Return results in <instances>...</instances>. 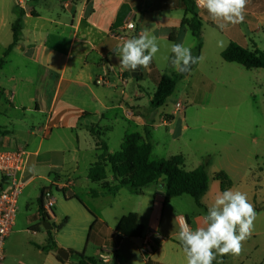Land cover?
Returning <instances> with one entry per match:
<instances>
[{"label":"crops","instance_id":"crops-1","mask_svg":"<svg viewBox=\"0 0 264 264\" xmlns=\"http://www.w3.org/2000/svg\"><path fill=\"white\" fill-rule=\"evenodd\" d=\"M193 1L204 24V46L200 54L204 59L194 64L187 76L194 71L202 73L207 45L216 46L220 57L231 43L260 50L258 45L264 38V0H248L244 22L228 24L223 29L219 27L222 21L213 20L206 10L197 6L196 0ZM26 8L19 43L8 56L0 75L16 60L31 65L36 79L27 82L24 79L29 78V74L13 76L19 83H33L31 91L29 87L11 91L0 83V114L6 119L0 122V150L28 151L23 193L38 183L39 192L34 199L38 208L33 216L36 223L27 231L30 241L11 240L12 230L2 264H79L72 254L69 260L59 261L57 251L61 249L70 253L85 252L88 258L104 264H187L178 239L180 221L185 218L194 230L202 224L205 210L183 211L179 204L187 197L167 196L165 185L161 183L136 193L127 187L104 190L103 183L89 179L90 168L101 153L98 146L101 142L95 141V133L105 136L106 131L113 130L124 119L128 131L123 141L132 134L146 137L147 130L152 135L151 132L160 127L172 128L177 112L181 113L182 108L177 109L179 103H176L172 112L159 117L157 124L156 109L151 102L163 75H181L171 65V44L183 43L196 57L197 40L188 29L182 28L184 1L29 0ZM21 10L16 0H0V58L13 43V24ZM130 21L135 23L136 31L126 28ZM145 31L158 38L160 50L149 68L141 67L139 77L132 78L131 72L119 67L114 49ZM221 40L225 42L223 47L219 46ZM261 70L241 67L239 76L263 75ZM146 78L155 83L152 92L143 86ZM102 79L105 84L99 85L97 82ZM132 79L136 80V85H131ZM205 83L207 79L202 82L204 89L210 85ZM258 85L256 79L253 86ZM18 89L27 91L21 93ZM18 106L24 117H32L29 129V125L26 130L24 126L17 129L13 116ZM81 134L92 136L95 148V158L88 164L83 179L79 176L83 155ZM33 165L34 170L29 171ZM106 182L117 185L109 170ZM125 189L131 196L125 199L126 207H120L121 193ZM46 190L53 194L56 203L53 217H49L51 221L42 223L39 198ZM93 191L99 193L97 198L92 196ZM82 206L94 212L96 218L85 214ZM96 209H102L101 213ZM130 215L137 218L141 235L121 237L119 224ZM44 223H49L52 229L47 230ZM49 232L58 250H44L48 246ZM105 257L108 262L104 261Z\"/></svg>","mask_w":264,"mask_h":264},{"label":"rangeland","instance_id":"rangeland-1","mask_svg":"<svg viewBox=\"0 0 264 264\" xmlns=\"http://www.w3.org/2000/svg\"><path fill=\"white\" fill-rule=\"evenodd\" d=\"M258 47L264 51V38ZM204 53L202 73L194 71L189 76L182 75L167 104L156 109L158 124L159 117L172 112L176 103L183 106L181 113L177 112L172 128L167 130L165 127H160L158 131H152V135L147 130L146 137L142 138L153 144L152 160L154 161L183 155L187 170L195 169L203 163L209 164L210 187L202 200L205 209L199 208L192 197L184 195L187 199L179 204L183 211L194 213L195 210L202 209L200 211L207 212L217 195L222 192L221 183L215 179V175L221 171L229 176L232 183L230 189L247 194L258 214L254 222V232L251 238L243 243L239 256L231 254L218 256L214 262L215 264H264V74H253L252 77L239 76L241 67L226 63L220 57L216 46L212 44L207 45ZM34 72L35 69L31 65L14 60L13 64L1 73L0 83L11 91L21 87H29L31 91L34 84L27 82L30 79L35 81ZM261 72L264 73V70ZM17 73L24 76L29 74V78L24 79L27 82L19 83L13 80V76ZM206 79L208 82L205 83L206 86L210 85L204 89L202 82L204 83ZM256 79L259 85L254 87L253 83ZM222 82L226 85L222 86ZM134 84L136 85V80L132 79L131 85ZM143 86L147 91L152 92L155 89V83L147 78L143 81ZM18 91L25 93L27 90L18 89ZM5 100L7 96L3 99L6 104ZM5 120V115L0 114V122ZM13 120L17 123L18 130H21L22 126H24L23 130H26L28 125L29 129L33 122L31 115L23 116L21 106H18ZM126 131H128L127 121L121 119L120 124L113 130L105 132V136L94 135L95 141L107 144L109 150L116 153L121 148ZM91 137L81 134L83 155L79 176L82 179L87 173L88 164L95 158L94 140ZM38 185L36 183L31 186L20 198L16 224L11 235V240L17 243H26L31 239L27 231L36 223L33 216L38 208L34 200L39 192ZM54 194H58L57 191H54ZM130 196L128 189L122 191L120 207H126L125 199ZM94 202L101 204L100 201ZM82 209L89 217L96 218L94 212L86 206H82ZM101 210L96 209L98 213H101ZM8 246L9 243L6 241L7 251Z\"/></svg>","mask_w":264,"mask_h":264},{"label":"trees","instance_id":"trees-1","mask_svg":"<svg viewBox=\"0 0 264 264\" xmlns=\"http://www.w3.org/2000/svg\"><path fill=\"white\" fill-rule=\"evenodd\" d=\"M183 1L185 16L182 21V28L188 29L197 40L195 51L196 57H199L204 46V24L195 2L193 0ZM24 15L25 10H21L18 20L13 24V43L6 50L3 57L0 58V71L6 65L7 58L12 50L19 43ZM221 57L225 62L237 64L247 70H264V52L259 49H246L236 43H231L222 52ZM181 77V75L175 77L163 75L161 77L151 102L153 108L157 109L166 105L167 100L175 92ZM98 146L101 153L90 168L89 179L94 183H103L104 190L112 191L113 189L127 187L139 193L145 187L161 183L165 185L167 196L181 197L188 195L193 198L199 208L205 209L202 200L210 187L208 163H203L194 170H187L183 155L154 161L152 160L153 145L149 141H144L139 134L126 136L120 150L116 153H109L107 144L101 143ZM108 170L114 176L117 185L111 186L106 182ZM215 179L221 183V191L228 190L232 186L231 180L225 172H218ZM43 194L44 192L39 198V218L42 223L51 221L44 212ZM92 196L97 198L99 193L93 191ZM118 231L121 237L141 235V229L137 225V218L134 215L124 217L119 224ZM90 236L91 234L89 238ZM50 249L58 250L51 232H49L48 246L44 250ZM71 254L78 260L79 264H104L93 258H88L85 252H71ZM57 258L63 262L59 256Z\"/></svg>","mask_w":264,"mask_h":264},{"label":"clouds","instance_id":"clouds-1","mask_svg":"<svg viewBox=\"0 0 264 264\" xmlns=\"http://www.w3.org/2000/svg\"><path fill=\"white\" fill-rule=\"evenodd\" d=\"M196 4L213 20L222 21L219 27L223 29L228 24L244 22L248 0H196ZM219 46H225V42L219 41ZM159 50L158 38L147 31L125 40L114 49L119 57V67L128 72L136 71L138 67L148 69ZM170 52L171 65L176 71L190 70L192 65L204 59L203 56L194 57L191 49L183 43L171 44ZM257 215L246 193L232 189L220 192L199 227L193 230L183 220L180 223L178 239L187 264H213L218 256H239L243 243L254 232Z\"/></svg>","mask_w":264,"mask_h":264},{"label":"built area","instance_id":"built-area-1","mask_svg":"<svg viewBox=\"0 0 264 264\" xmlns=\"http://www.w3.org/2000/svg\"><path fill=\"white\" fill-rule=\"evenodd\" d=\"M28 1L16 0L17 5L22 10H25ZM126 28L130 31H136V25L133 21H130ZM97 83L99 85L105 84V80H98ZM176 107L181 109L182 105L179 103ZM28 157L29 153L25 149L0 150V264L5 260V243L15 226L19 199L26 186L24 172ZM55 203L53 194L46 190L43 194V207L44 212L49 217H53ZM182 220L188 224L185 218ZM104 261L108 262V257H105Z\"/></svg>","mask_w":264,"mask_h":264},{"label":"water","instance_id":"water-1","mask_svg":"<svg viewBox=\"0 0 264 264\" xmlns=\"http://www.w3.org/2000/svg\"><path fill=\"white\" fill-rule=\"evenodd\" d=\"M29 10V6L26 8V11H28ZM194 67V65H192V67H191V69ZM139 67L137 68V70L136 71H131V77L132 78H138L139 77V75H140V73H139ZM190 69V70H191ZM190 70H182V71H179V73L181 74V75H183V76H187L188 74H189V72H190ZM44 227L47 229V230H51L52 229V227L50 226V224L49 223H44ZM57 253H58V256L62 259V260H64V261H67V260H69V258H70V256H71V253L69 252V251H66V250H58L57 251Z\"/></svg>","mask_w":264,"mask_h":264}]
</instances>
